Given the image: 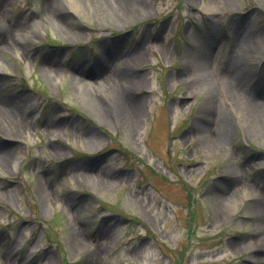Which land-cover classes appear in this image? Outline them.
I'll use <instances>...</instances> for the list:
<instances>
[{
  "label": "rangeland",
  "instance_id": "374dc122",
  "mask_svg": "<svg viewBox=\"0 0 264 264\" xmlns=\"http://www.w3.org/2000/svg\"><path fill=\"white\" fill-rule=\"evenodd\" d=\"M129 1L135 11L116 16L101 0L76 12L59 0V25L45 0L4 7L27 25L7 46L0 31V100L26 104L30 129L0 127V151H12L0 165V264H261L264 227L244 193L264 179V132L219 74L234 28L264 32V0ZM214 33L211 47L196 43ZM237 61L259 98L264 46ZM130 66L134 127L109 108Z\"/></svg>",
  "mask_w": 264,
  "mask_h": 264
},
{
  "label": "bare ground",
  "instance_id": "6f19581e",
  "mask_svg": "<svg viewBox=\"0 0 264 264\" xmlns=\"http://www.w3.org/2000/svg\"><path fill=\"white\" fill-rule=\"evenodd\" d=\"M9 0H0V31L4 34L2 38V44L4 45H11V39L13 38H20L19 33L24 32L26 30V23L20 22L19 20L11 19L9 16H6L4 7L8 4ZM103 1L108 8L114 11V15L116 16H127V14H131L133 11H135V8L133 5H131L129 0H101ZM67 5L73 9V11H78L79 7L77 4V0H65ZM59 0H45L44 2V9L47 11V13H53V19L57 22L59 25L60 14H59ZM141 11L147 13L148 12V5H140ZM137 9V8H136ZM206 12L209 14L216 13L219 9L218 3L214 1H210L208 5L205 6ZM24 19L27 21L28 18L24 17ZM60 27V26H58ZM55 28V26H53ZM61 28V27H60ZM16 32V33H14ZM215 32V31H214ZM14 33V34H12ZM234 37L232 39V44L230 47V56L228 57V61L230 62L233 60L230 64L228 63L227 68L223 69L219 74L221 76V86L223 87L224 91L227 93L230 98L238 103L243 104L247 107L249 111V115L251 118V121L255 128H258L264 132V75L261 76V83L260 85V96H254V98L250 95V86L246 81L242 78H238L236 76V69L238 68V65L240 63L237 61V63L233 62L235 60V57L237 54H241V57H244V55H252L255 54V52H259L262 49V46H264V32L260 33L257 32L256 34H252L248 32H244V30H240L237 28H234L233 30ZM12 36V37H11ZM216 40V33L213 34L212 37H204L202 40H197L196 43L198 44L200 42V46L202 48H208L214 45L213 43ZM206 48V49H207ZM205 51V50H204ZM200 54V53H199ZM199 54H195L193 58H199ZM108 55V53H104L103 57ZM133 55H136L135 53ZM234 56V57H233ZM233 57V59H232ZM192 58V61H193ZM240 59V58H238ZM50 63V62H46ZM232 67H234L232 69ZM57 70V67H55ZM128 70L120 71L119 76L116 77L118 81V85H114L113 88H111L114 92V95L112 96V102L111 105L109 103L112 109L115 111V113L120 115V118L126 125L134 127L133 121H135L137 114L140 112V105L137 104V101L130 102L126 97L128 96V92L131 90L132 85H127L134 83L136 80L131 74H132V66L127 68ZM190 69V66L188 65L186 70ZM249 72V71H247ZM90 74V73H89ZM92 73L90 74V76ZM102 81L105 82L106 79L102 78ZM80 84H82L80 82ZM81 92H83V88L79 87ZM212 100V98H210ZM21 100L16 99H4L0 100V103L3 107H0V127H4V122L6 124H11L14 126L16 130H18L19 133H26L27 130L30 129L29 127V117L24 116L22 110L25 109L27 106L26 104H20ZM211 107H209L210 113ZM20 114H19V110ZM33 120H31V123ZM52 128H55V125L48 123L46 124L47 130H52ZM223 139V135L218 136L217 139L211 142L218 143L221 142ZM9 160L8 165L10 166L11 160H12V151L11 149H6L0 151V165L2 166L5 161ZM4 167V166H2ZM236 170L240 171L242 170L241 165H236ZM248 192L244 193V196L248 198H253L254 204L256 207V210L254 211L253 217L254 219H257L259 221V224L264 227V179L257 181L256 183L250 185L247 187ZM241 204L243 205V201H241ZM236 206H241L236 203V201L230 202L228 205V208H230V211L233 212L236 208ZM75 240L78 242L82 241V238L80 237V234L77 232L75 233ZM254 236V235H253ZM253 249H255L256 253L253 258L254 261L264 264V239L255 238L253 243ZM10 258H6L5 263L9 264Z\"/></svg>",
  "mask_w": 264,
  "mask_h": 264
}]
</instances>
